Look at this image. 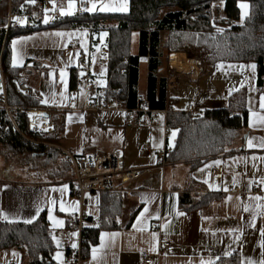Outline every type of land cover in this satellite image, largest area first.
Here are the masks:
<instances>
[{"label":"crops","instance_id":"obj_1","mask_svg":"<svg viewBox=\"0 0 264 264\" xmlns=\"http://www.w3.org/2000/svg\"><path fill=\"white\" fill-rule=\"evenodd\" d=\"M68 3L69 0H58L54 13L36 15L33 20L18 17L15 23L17 27H26L40 19V25L48 26L57 18L76 17L83 13L126 14L130 0H97V10L92 12L83 10L91 6L90 0H75V9L70 15L67 14ZM100 3H126L127 10L101 12ZM241 3L248 5L244 19L248 16L249 4L238 3L239 20L243 22ZM61 9L65 11L64 15H61ZM7 12L8 4L2 12L6 14V23ZM45 17L48 18L47 23L44 22ZM20 18L25 22L20 24ZM24 37L28 39L21 40ZM106 37V32L89 36L84 30L42 28L12 37L6 45L9 65L19 70L13 79L17 92L43 106V109L25 112L31 132L39 135L59 133L60 145L56 148L73 156L88 153L104 156L121 149L125 168L146 170L125 186L123 194H119V212L114 217L117 228L105 225L98 243L91 247L82 264H145L142 254L151 256L149 264H201L202 261L213 264L234 253L239 254L240 264H249V261L261 264L264 261V147L260 144L264 143V122L258 117L264 116V109L260 107L264 82L258 87L255 64L250 67L243 63H219L203 76L187 74L168 78L170 88L167 84V97L173 103L167 104V111L183 112L186 105L192 103L201 107L199 115L206 110L224 109L231 94L245 89L247 127L239 132L226 155L207 159L197 166L195 162L167 160L160 166L157 152L163 148L172 150L177 137L176 133L169 141L163 110L156 111L155 117L141 113L128 120L121 106L110 104L102 109L99 98L94 107L86 108L83 93L70 89L72 73H79L78 56L84 54L99 88L98 93H103L107 84V53L102 52L106 50ZM164 38L163 33L162 40ZM14 40L17 41L15 46ZM138 45L139 35L133 33L132 55L138 53ZM164 56L165 51L163 64ZM147 72V59L141 58L138 66L141 97L146 91ZM141 73L145 76L143 87L140 86ZM182 79L186 80V85L194 87L187 88L193 96L187 97L184 103L181 102L183 97L174 93ZM204 79V84L198 86ZM212 90L214 93L209 92ZM5 92V77L0 68V106L4 105L9 113ZM30 113L35 114L34 122ZM27 140L43 147L52 146ZM227 156L231 157V167H225L218 160ZM58 160L52 164L49 155L12 154L0 145V224L32 223L44 212L51 231L65 228L68 218L79 210L86 213L89 220L99 216V199L88 196L81 206L71 195V176L57 169L61 158ZM218 168L222 169L221 179L214 176ZM61 202L66 209L63 212L60 211ZM49 208L55 220L63 222L62 225L55 226L49 220ZM102 233L105 234L103 242ZM160 237L172 243V251H160ZM73 244L74 241L71 242L72 247ZM10 252L23 254L19 249L0 250V264L8 261L14 264L7 256ZM52 258L57 264H76L67 252L56 249Z\"/></svg>","mask_w":264,"mask_h":264},{"label":"trees","instance_id":"obj_2","mask_svg":"<svg viewBox=\"0 0 264 264\" xmlns=\"http://www.w3.org/2000/svg\"><path fill=\"white\" fill-rule=\"evenodd\" d=\"M217 2L222 3L223 18L213 20L211 11ZM239 2L249 4V13L240 24ZM23 0L12 2V11L18 13ZM7 0H0V68L5 77V106H0V145L10 153H30L34 156L49 155L52 164L70 176V165L60 145V134L39 135L31 132L25 114L30 109H43V106L28 96L19 94L13 79L19 70L9 65L8 41L15 36L29 34L42 28H68L84 30L89 36L106 32L107 84L103 94L108 101L115 99L127 110L140 108L143 98L149 110H164L173 103L167 97L168 76L164 73L163 51L167 56L187 49H205L211 66L219 63H254L257 85L264 82V0H130L126 14L106 15L83 13L76 17L58 19L48 26L10 27L5 30ZM163 13V14H162ZM40 12L37 16H40ZM218 25V28L215 25ZM139 35L136 55L131 54V37ZM166 35L167 42L162 40ZM165 57V56H164ZM141 58L147 59V86L141 97L138 92V66ZM209 64V65H210ZM158 74H161L158 76ZM72 73L70 89H75L77 78ZM247 91L239 90L228 97L224 109L206 110L202 115L176 112L171 109L166 114L167 129L177 132L176 142L167 161L195 162L196 166L207 159L230 153L233 140L247 127ZM15 110V111H14ZM14 115L12 117L11 115ZM139 115L141 113H138ZM137 114V115H138ZM48 143L43 147L29 142ZM119 195L102 194L99 198L98 225L87 227L83 232L82 258L86 259L91 247L98 243L99 234L105 225L117 228L114 217L119 212ZM19 249L23 252L26 264H57L52 256L55 251L50 236L46 214L41 213L32 223H1L0 250ZM70 252L67 255L70 256ZM213 264H240V256L234 253Z\"/></svg>","mask_w":264,"mask_h":264},{"label":"built area","instance_id":"obj_3","mask_svg":"<svg viewBox=\"0 0 264 264\" xmlns=\"http://www.w3.org/2000/svg\"><path fill=\"white\" fill-rule=\"evenodd\" d=\"M13 1L14 0H7L8 12L7 23L4 27L5 30H8L10 27H17L15 20L18 17L33 20L37 13L40 12L42 15L52 14L57 11L58 6V0H34V2H31V0H23L24 3L19 12L14 13L11 8ZM27 27H35L34 22L30 23ZM102 52L107 53L106 50H102ZM77 63V70L79 73L76 78V87L74 91L83 93L85 107H94V104L97 103V98H99L98 103L102 109L108 108L110 104L120 106L117 100L112 99L108 101L103 93H98L99 88L93 78L84 54L78 56ZM201 64L202 67H200L199 70H196L197 77L203 76L211 71V66L207 62V58H204L200 65ZM188 75L193 76V74ZM169 88L170 84L168 83V89ZM209 92L214 93V90ZM140 102L139 109L127 110L123 108L128 120H131L134 114L138 113L151 114L155 117L157 112L149 110L148 104L143 98H140ZM167 112L166 109L163 110L164 115H166ZM185 112L192 116H198L201 112V107L196 103L187 104ZM145 148L148 149V146L146 145ZM170 152L171 150L168 148H163L157 152V157L161 161L160 166L165 164ZM65 155V160L70 165L71 177L69 183L71 185V195L79 201L81 206L84 204V200L88 196L99 199L102 194H123L126 191L125 186L131 181L138 179L142 172L146 171L145 168H125L123 165L124 153L121 149H115L104 156H99L95 153H88L83 156H73L66 152ZM214 176L216 179H221L222 169L218 168ZM99 221V217L89 220L87 214L82 210L72 214L68 218L65 228L53 229L50 231V236L55 249L63 252H70V257L74 259L75 263L82 264L83 258L81 253L83 249V232L89 227L88 225L94 227ZM73 233H75V235L72 237L71 235ZM72 241L75 242V247L71 246ZM158 246L162 252H170L173 249L172 243L163 237L159 238ZM142 258L145 264L151 262V256L147 254H142ZM5 264L12 263L8 261Z\"/></svg>","mask_w":264,"mask_h":264},{"label":"rangeland","instance_id":"obj_4","mask_svg":"<svg viewBox=\"0 0 264 264\" xmlns=\"http://www.w3.org/2000/svg\"><path fill=\"white\" fill-rule=\"evenodd\" d=\"M210 16H212L213 20L215 19L216 22L217 21L219 22V20H221L223 18V11H222V3L221 2H217V3H215L213 5V10L211 11V15ZM19 21H24L25 22V19L20 18ZM236 23L237 24H240L242 22L240 20H238ZM20 24H22V23H20ZM215 26L218 28V25L217 24ZM134 36H135L134 37V42H135L136 41V35H134ZM167 39L168 38H166V35H165V38L163 40H165L167 42ZM173 54H177V53L169 54V55H171V62H172V55ZM178 54H181V55L183 54L184 55L183 57H185L186 59L195 61L197 63V70H199V68L202 67V64L200 65V63H202V60L204 58H208V56H209L208 51H206L205 49H198V50H195V49H187L185 51L178 52ZM164 62H165V64H163L164 73L169 78L170 77H174L176 75L188 76L187 74H189V73H183V70L184 69L181 66H178V65H176L174 63L171 64L172 68L175 71L180 72V73H176V72H174V71L171 70V68L169 66V56H167V58L165 56ZM207 62H208V59H207ZM210 66H211V64H210ZM244 66L253 67L254 64L253 63H247ZM211 68H212V66H211ZM204 81H205V79L202 80L201 82H199L198 83V86H202V84H204ZM140 82H141L140 83V86L143 87L144 86V82H145V76L142 73H141V76H140ZM187 88H194V87H192L191 84L190 85H186V80L185 79H182L181 84L179 86V89L174 92L176 95L178 94L181 97H183V99L181 100L182 103H184L186 101V98L187 97H188V99H190V97L193 96L192 95V92H190V90H187ZM196 88L197 87L195 86V89ZM192 99H193V97H192ZM11 116L14 117L13 114ZM32 119H34V115L33 114L31 115V120ZM173 133H175V135H176V133H177L176 130L170 129L169 130V133H168V137H169V141L170 142H171V139L173 138ZM218 160H220L225 165V167H231V164H232L231 157H228V156L227 157H222V158H219ZM208 167H210V166H208ZM7 256L13 261L14 264H25V258L23 257V254L20 253V252H10V253H8Z\"/></svg>","mask_w":264,"mask_h":264},{"label":"snow or ice","instance_id":"obj_5","mask_svg":"<svg viewBox=\"0 0 264 264\" xmlns=\"http://www.w3.org/2000/svg\"><path fill=\"white\" fill-rule=\"evenodd\" d=\"M31 2H34V0H31ZM90 2H91V6L90 7H85L83 9L84 11L92 12V11L97 10V0H90ZM239 7L242 9V11H241V20H243L244 19V16L246 15V11H244V10L247 9L248 5L241 3L239 5ZM74 9H75V0H69L67 14H69V15L72 14V12H73ZM126 10H127L126 9V3H122L120 5H112V4H105V3H100L99 4V11H101V12H107V11H126ZM64 14H65V11L63 9H61V15H64ZM19 22L20 23H23L24 21H19ZM44 22L45 23L48 22V18L47 17H45ZM57 35H63V34L62 33H57ZM25 39H28V38L27 37L21 38V40H25ZM16 44H17V41L14 40L13 41V45L15 46ZM13 63L14 64L16 63L15 58H14ZM260 107L262 109H264V97H261ZM253 115H255V113H253ZM258 119L261 122H264V116H259ZM250 124H251V118H250ZM174 135H175V133H173V136ZM169 146H171V144ZM251 146H252V144H251V142H249V147H251ZM260 147H264V143H261L260 144ZM66 187L67 186H65V189H66ZM257 199H259V197H257ZM52 203L55 204V201H53ZM65 210H66L65 209V205H64L63 202H61L60 203V211L63 212ZM145 211H147V210H145ZM245 211H247V208H245ZM48 213H49V215H48L49 220H52L54 222V225L55 226L62 225V223H63L62 221L55 220V218L52 216V209L51 208H49ZM142 215H143V213H142ZM72 235H75V233H73ZM104 235H105L104 233L101 234V241L102 242H103ZM153 235H155V234H153ZM73 247H75V244H73ZM57 256H59V253H57ZM201 264H205V262L202 261ZM208 264H211V261H209ZM249 264H252V262L249 261ZM261 264H264V261H261Z\"/></svg>","mask_w":264,"mask_h":264},{"label":"bare ground","instance_id":"obj_6","mask_svg":"<svg viewBox=\"0 0 264 264\" xmlns=\"http://www.w3.org/2000/svg\"><path fill=\"white\" fill-rule=\"evenodd\" d=\"M183 56H184L183 54L182 55L178 54V53L177 54H173L172 55V62H171V55H170L169 66H170L171 70L176 72V73H180V72L175 71L172 68L171 64L174 63V64H176L178 66H181L184 69L183 73H189V74L195 75L196 74V70H197V63L192 61V60L186 59ZM31 115L32 114L30 113V117H31ZM32 122H34V119H32ZM33 127H34V124H33Z\"/></svg>","mask_w":264,"mask_h":264}]
</instances>
